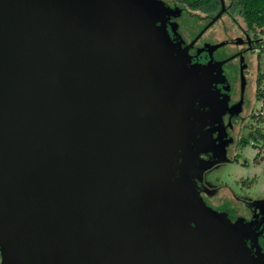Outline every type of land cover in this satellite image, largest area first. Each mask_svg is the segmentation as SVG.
Returning <instances> with one entry per match:
<instances>
[{
    "label": "water",
    "instance_id": "1",
    "mask_svg": "<svg viewBox=\"0 0 264 264\" xmlns=\"http://www.w3.org/2000/svg\"><path fill=\"white\" fill-rule=\"evenodd\" d=\"M163 54L136 0H0V264H264L199 198Z\"/></svg>",
    "mask_w": 264,
    "mask_h": 264
},
{
    "label": "flooded vegetation",
    "instance_id": "2",
    "mask_svg": "<svg viewBox=\"0 0 264 264\" xmlns=\"http://www.w3.org/2000/svg\"><path fill=\"white\" fill-rule=\"evenodd\" d=\"M136 2L150 19L157 40L163 44L164 68L159 71H166L167 83L171 82L173 85L174 81L177 86L182 83L191 92L194 127L198 128L193 136L198 146L193 150L197 155L194 181L199 195L197 181L201 180L202 172L225 160L233 141L232 122L243 121L252 81L245 75L251 71L246 57L254 53L257 37L241 20L240 23L235 20L234 12L223 0H217L215 8L208 14H203V25L189 40L183 39L181 29L187 28L184 23L185 16L194 11L176 0ZM220 2L223 3L224 11L214 23L204 29L219 12ZM222 17L231 23V27L224 25V32L220 33L224 37L219 40L218 34H212L200 44L199 40ZM219 43L224 45L212 50ZM223 49L230 52L225 54ZM223 61L225 62L218 66ZM227 64L231 67L226 72L224 66ZM260 77L261 71L257 67L253 78L254 96ZM251 113L252 111L250 116ZM229 220L244 224L245 233L242 239L248 256L252 257L256 253L264 257V201L250 204L245 218L236 216Z\"/></svg>",
    "mask_w": 264,
    "mask_h": 264
},
{
    "label": "rangeland",
    "instance_id": "3",
    "mask_svg": "<svg viewBox=\"0 0 264 264\" xmlns=\"http://www.w3.org/2000/svg\"><path fill=\"white\" fill-rule=\"evenodd\" d=\"M229 4L230 0H223ZM185 16L184 23L187 28L181 29L183 39L189 40L203 25L205 20L201 11L191 12ZM235 20L240 19L235 15ZM224 25L231 27V23L225 18H220L204 36L199 40L201 44L212 34H218L219 40L224 35ZM225 54L230 51L223 49ZM250 70L246 72V78L251 79L248 104L242 120H233L232 144L227 150L225 160L204 170L201 180L197 181L200 190V200L212 211L223 212L228 219L236 216L246 217L249 205L254 202L264 201V141L256 142L254 136L264 138V117H251L250 112L258 108V101L254 96V70L258 67L264 69V55L250 53L246 57ZM231 65L224 66L227 72ZM242 121V122H241ZM246 140L247 144L241 146L240 140ZM260 141V140H259Z\"/></svg>",
    "mask_w": 264,
    "mask_h": 264
},
{
    "label": "trees",
    "instance_id": "4",
    "mask_svg": "<svg viewBox=\"0 0 264 264\" xmlns=\"http://www.w3.org/2000/svg\"><path fill=\"white\" fill-rule=\"evenodd\" d=\"M192 11H201L208 14L215 8L217 0H176ZM229 7L234 14L244 23L248 30L253 27H264V0H230ZM261 79V78H260ZM253 118L254 116L251 115ZM257 118V117H256ZM259 118V117H258ZM256 142L264 141L263 136H254ZM260 140V141H259ZM239 144L244 146L246 140L241 139Z\"/></svg>",
    "mask_w": 264,
    "mask_h": 264
},
{
    "label": "built area",
    "instance_id": "5",
    "mask_svg": "<svg viewBox=\"0 0 264 264\" xmlns=\"http://www.w3.org/2000/svg\"><path fill=\"white\" fill-rule=\"evenodd\" d=\"M257 37L256 45L253 49V52L255 54L264 55V27H253V30H251ZM259 84L256 87L255 91V98L258 101L259 105L258 108L254 111H252L251 115L254 117H264V69L261 71V77H260Z\"/></svg>",
    "mask_w": 264,
    "mask_h": 264
}]
</instances>
